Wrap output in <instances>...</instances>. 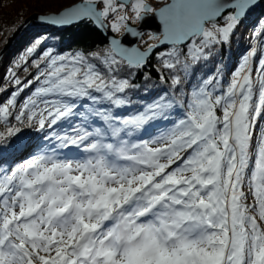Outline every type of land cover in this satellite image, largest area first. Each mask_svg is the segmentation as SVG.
Returning <instances> with one entry per match:
<instances>
[{
  "label": "snow or ice",
  "instance_id": "1",
  "mask_svg": "<svg viewBox=\"0 0 264 264\" xmlns=\"http://www.w3.org/2000/svg\"><path fill=\"white\" fill-rule=\"evenodd\" d=\"M261 3L72 0L40 15L45 31L112 35L59 53L38 34L5 73L0 264H264V17L230 80L217 68L191 83ZM149 17L155 44L134 26ZM161 47L169 89L138 103Z\"/></svg>",
  "mask_w": 264,
  "mask_h": 264
},
{
  "label": "trees",
  "instance_id": "2",
  "mask_svg": "<svg viewBox=\"0 0 264 264\" xmlns=\"http://www.w3.org/2000/svg\"><path fill=\"white\" fill-rule=\"evenodd\" d=\"M66 3H72V0H0V49L6 43L8 37L18 28V26L26 20L29 16L39 13H52L60 10ZM258 14V15H257ZM260 17H264V4L256 11V14L249 18V20L242 25L231 38L230 42L218 47L212 58L206 63L197 66L194 71L191 83L195 84L201 76L215 73L216 69H221L224 81L227 82L231 78L232 67L241 58L246 46L249 43V28L253 27V23ZM16 40L12 49L2 59L0 66V84L3 83V78L9 67L22 55L27 46L38 34L48 37L49 47H53L59 53L74 52L77 50L89 52L96 51L105 47L108 43L107 39L102 35L96 27L91 23L77 24L67 29H52L45 31L41 26V22L34 23L32 21L22 31ZM149 34H146L145 41L148 44H155V40L149 39ZM147 47V44L144 45ZM163 49H157L150 57L147 67L141 73L137 74L134 83L138 85V89L130 95L140 101H151L154 97L159 95L162 91L169 89V84L161 83L157 73V59L156 52ZM240 62V61H239ZM234 63V64H233ZM30 71H35L30 69ZM145 74H149L151 79L146 80ZM23 77L26 74L21 72ZM30 78V77H29ZM163 88V89H162ZM9 90L11 87L9 86ZM27 94V93H25ZM8 93L0 95V100L6 98ZM150 96V97H148ZM33 129H26L32 136H37Z\"/></svg>",
  "mask_w": 264,
  "mask_h": 264
},
{
  "label": "water",
  "instance_id": "3",
  "mask_svg": "<svg viewBox=\"0 0 264 264\" xmlns=\"http://www.w3.org/2000/svg\"><path fill=\"white\" fill-rule=\"evenodd\" d=\"M42 15L39 13H35L31 16H29L26 20H24L19 26L18 28L12 33L11 37L8 38L6 44L2 47V49L0 50V62L2 61L3 57L5 56L6 52L13 46V42L14 40L22 33V31L25 29V27L28 26L29 23H31L32 21H40L38 19V17ZM77 25V24H75ZM74 26V25H72ZM72 26H68L62 29H67L70 28ZM135 27L138 28V30L142 31L143 33H148V32H152V33H158L160 31V24L158 19L153 18V17H149L146 20H144L142 23L138 24V25H134ZM98 31H100L102 33V35L105 37V39H107L112 35V33L110 31H104V30H100L98 29ZM126 40H131V38H126ZM136 43L139 44V41H136ZM163 48V47H161ZM143 49V48H142ZM156 51V50H155ZM153 55V54H152Z\"/></svg>",
  "mask_w": 264,
  "mask_h": 264
},
{
  "label": "rangeland",
  "instance_id": "4",
  "mask_svg": "<svg viewBox=\"0 0 264 264\" xmlns=\"http://www.w3.org/2000/svg\"><path fill=\"white\" fill-rule=\"evenodd\" d=\"M152 2L155 4L156 0H152ZM251 31H252V28H249V30H248V33H249V40H250V34H251ZM146 34H147V33H145V35H144V37H143V40H145V36H146ZM16 39H17V38H16ZM6 42H7V40L5 41V43H6ZM139 45H140V47L143 48V49L146 48V46H144V45H146V44H143V43H141L140 41H139ZM2 47H3V46H2ZM248 47L250 48V46H246V47L244 48V50L246 49V50L243 52L244 55H245L246 52L249 50ZM1 49H2V48H1ZM1 49H0V50H1ZM162 49H163V48H162ZM64 53H65V52H64ZM2 62H3V61L0 62V66H1ZM194 71H195V70H194ZM162 89H163V88H162ZM10 91H11V90H9V92H10ZM148 97H150V96H148ZM32 131H35V130L33 129Z\"/></svg>",
  "mask_w": 264,
  "mask_h": 264
},
{
  "label": "bare ground",
  "instance_id": "5",
  "mask_svg": "<svg viewBox=\"0 0 264 264\" xmlns=\"http://www.w3.org/2000/svg\"><path fill=\"white\" fill-rule=\"evenodd\" d=\"M53 13V12H52ZM41 22V21H40Z\"/></svg>",
  "mask_w": 264,
  "mask_h": 264
}]
</instances>
